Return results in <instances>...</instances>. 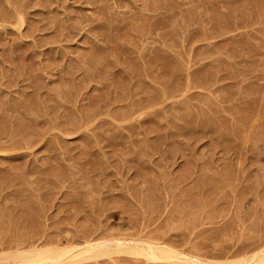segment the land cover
Wrapping results in <instances>:
<instances>
[{"label":"rangeland","instance_id":"1","mask_svg":"<svg viewBox=\"0 0 264 264\" xmlns=\"http://www.w3.org/2000/svg\"><path fill=\"white\" fill-rule=\"evenodd\" d=\"M263 243L264 0H0V264Z\"/></svg>","mask_w":264,"mask_h":264},{"label":"bare ground","instance_id":"2","mask_svg":"<svg viewBox=\"0 0 264 264\" xmlns=\"http://www.w3.org/2000/svg\"><path fill=\"white\" fill-rule=\"evenodd\" d=\"M180 218H182V217H180ZM223 232V231H222ZM225 233V232H224ZM223 233V234H224ZM126 238V237H125ZM157 239H158V237H157ZM119 240V239H118ZM117 240V244L116 245H118V246H120V247H123L124 245H128L129 246V241H127V239L126 240H124V239H122V240H120V241H118ZM146 240H149V239H146ZM151 240V239H150ZM149 240V241H150ZM109 242V241H108ZM130 242H133L134 243V241H130ZM88 243H92V242H88ZM88 243L86 244V245H88ZM108 244V243H107ZM111 244V243H110ZM136 244V243H135ZM141 244V243H140ZM144 244V243H143ZM147 245H149L150 244V246H152L151 244H153L152 242L151 243H146ZM157 244V243H156ZM156 244H154L155 245V247H156ZM85 245V244H84ZM85 245V246H86ZM98 245H102V246H100V249H101V247H104V245L103 244H100V243H98L96 246H92V245H90V247L92 248H96V247H99ZM146 245V246H147ZM160 245V244H159ZM263 245H264V243H263ZM34 246V245H33ZM107 246V245H106ZM164 246H166L165 244H164ZM168 246V245H167ZM36 247V246H35ZM34 247V248H35ZM54 247V246H53ZM136 247H138L137 245H136ZM142 247V246H141ZM262 247V246H261ZM32 248V247H31ZM51 248V247H50ZM87 248V247H86ZM113 248V247H112ZM143 248V247H142ZM151 248V247H150ZM39 249V248H38ZM41 249V248H40ZM47 249V247L45 248V250ZM49 249V248H48ZM83 249V248H82ZM88 249V248H87ZM131 249V248H130ZM146 249V248H145ZM167 249V248H166ZM164 247H162V248H160V247H156V248H151V249H148L149 250V257H150V259H151V261L150 262H152V260L155 262V261H161L162 260V262H163V260H168V259H170V258H172L171 256H170V254L172 253H169L170 251H167ZM170 249V248H169ZM242 249V248H241ZM34 250H36V249H34ZM51 250H52V248H51ZM50 250V251H51ZM77 250V249H76ZM80 250V249H79ZM78 250V251H79ZM95 250V249H94ZM252 250V249H251ZM38 251V250H37ZM37 251H36V253H37ZM53 251V250H52ZM80 251H82V250H80ZM83 251H85V250H83ZM82 251V252H83ZM132 251V250H131ZM142 251H144V249L142 250ZM246 251V250H245ZM262 251V250H261ZM26 252V251H25ZM25 252H22V253H25ZM28 252V255H30L29 254V251H27ZM31 252H33L32 250H31ZM39 252V251H38ZM55 252H57V251H55ZM66 252V251H65ZM68 252V251H67ZM77 252V251H76ZM87 252V250L85 251V253ZM91 252V250H89V252L88 253H90ZM103 252V251H102ZM188 252V251H187ZM193 252V251H192ZM240 252V251H239ZM33 253H35V251L33 252ZM52 253V252H51ZM87 253V254H88ZM97 253H99L100 254V252H97ZM134 253V252H133ZM139 253V252H138ZM141 253V252H140ZM147 253V252H146ZM193 253H195V252H193ZM243 253V252H242ZM260 253H262V252H260ZM1 254V253H0ZM4 254V253H3ZM39 254V253H38ZM72 254H75V253H72ZM94 254H96V253H94ZM103 254V253H102ZM111 254V253H110ZM124 254V253H123ZM148 254V253H147ZM178 254V253H177ZM188 254V253H187ZM19 255H21V253L19 254ZM27 255V254H26ZM27 255V256H28ZM50 255H52V254H50ZM58 255V254H57ZM56 255V256H57ZM61 255V254H60ZM82 255V253L80 254V256ZM83 255H85L84 253H83ZM91 255V254H90ZM90 255H89V257H90ZM93 255V254H92ZM91 255V256H92ZM104 255V254H103ZM130 255V254H129ZM180 255V254H179ZM224 255V254H223ZM223 255H221V257L223 256ZM228 255V254H227ZM235 255V254H234ZM254 255H255V253H254ZM261 255V254H260ZM0 256H2V255H0ZM10 256V255H9ZM9 256H8V258H9ZM12 256H14V254H12ZM26 256V257H27ZM36 256H38L37 254H36ZM62 256V255H61ZM64 256V255H63ZM66 256H67V254H66ZM75 256V255H74ZM134 256V255H133ZM239 256V255H238ZM257 256V255H256ZM262 256H263V253H262ZM6 257V259H7V256H5ZM16 257H17V255H16ZM32 257V256H31ZM31 257H29L28 259H30ZM70 257V256H69ZM68 257V258H69ZM71 257H73V255L71 256ZM82 257H84V256H82ZM86 257H88V255H86ZM93 257H95V256H93ZM101 257H103L102 255H101ZM132 257V256H131ZM138 257V256H137ZM141 257V256H140ZM174 257V256H173ZM188 257V256H187ZM198 257V256H197ZM233 257V256H232ZM261 257V256H260ZM19 258H20V260H22L23 258H25V255H24V257H23V254H22V256L20 257H18L17 259L15 258L14 259V257H12L11 259H13V260H19ZM34 259H35V257H33ZM58 257H56V258H52V259H57ZM62 258V257H61ZM60 258V259H61ZM64 258V257H63ZM67 258V259H68ZM74 258V257H73ZM92 258V257H91ZM95 258H97V256L95 257ZM98 258H99V256H98ZM136 258V257H135ZM189 258H190V256H189ZM230 258V257H229ZM244 258V257H243ZM245 258L247 259V257L245 256ZM255 258H257V257H255L254 256V258H252V260L253 259H255ZM3 259H5V258H3ZM10 259V258H9ZM34 259H32V261L34 260ZM36 259H37V257H36ZM40 259H51V256H49V254L47 255H43V256H40ZM59 259V260H60ZM92 259H94V258H92ZM138 259H140V258H138ZM145 259V258H144ZM178 259H180L181 260V258H178ZM192 259V258H191ZM258 260H259V256H258V258H257ZM261 260H259V262L261 263L262 261H263V259H264V257L263 258H260ZM24 260V259H23ZM26 260V259H25ZM62 260V259H61ZM64 260H65V258H64ZM88 260V259H87ZM147 260H149V259H147ZM183 260V259H182ZM190 260V259H189ZM188 259H187V261H189ZM197 260V259H196ZM242 260V259H241ZM249 260V259H248ZM251 260V261H252ZM8 262L10 261V260H7ZM14 261V262H15ZM28 261V260H27ZM30 261V260H29ZM36 261V260H35ZM34 261V262H35ZM44 261V260H43ZM55 260H53V262H54ZM58 261V260H57ZM56 261V262H57ZM145 261H146V259H145ZM185 262H186V260H184ZM184 261H183V263H184ZM200 261V260H199ZM199 261H191V263L192 264H202V263H200ZM245 261V260H244ZM254 261V260H253ZM17 263L19 262V261H16ZM37 262H38V260H37ZM146 262H149V261H146ZM161 262V263H162ZM202 262V261H201ZM217 262V261H216ZM229 262V261H228ZM228 262H226V264H239L238 262L237 263H235V261H232V262H230V263H228ZM264 262V261H263ZM22 263V262H21ZM46 263V262H45ZM60 263V262H59ZM157 263V262H156ZM158 263H160V262H158ZM165 263V262H164ZM170 263V262H169ZM168 262H167V264H169ZM256 263V261H254V263L252 262V264H255ZM26 264H27V262H26ZM31 264V263H30ZM38 264V263H37ZM184 264H186V263H184ZM206 264V263H205ZM216 264H220V263H216ZM225 264V263H224ZM240 264H241V262H240ZM245 264V263H244ZM262 264V263H261Z\"/></svg>","mask_w":264,"mask_h":264}]
</instances>
